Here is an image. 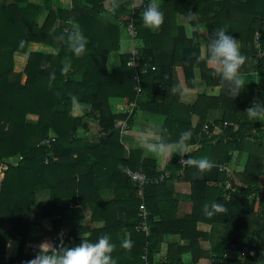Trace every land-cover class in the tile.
I'll return each mask as SVG.
<instances>
[{"label":"trees","instance_id":"1","mask_svg":"<svg viewBox=\"0 0 264 264\" xmlns=\"http://www.w3.org/2000/svg\"><path fill=\"white\" fill-rule=\"evenodd\" d=\"M107 1H111V9L106 7ZM73 2L72 8L65 7L62 0L0 4V159L21 156L18 165H9L0 186V264H26L36 256L26 249L39 252L41 243H48L49 253H54L82 238L96 241L104 234L115 245L111 255L117 264H187V253L192 256L190 264H261L264 125L262 120L250 118L247 109L264 101V0H156L164 21L155 30L145 27L141 18L150 0ZM189 13L195 18L189 20ZM131 17L148 71L142 74L138 107L128 116L129 110L114 112V101L122 99L128 107L136 100L137 70L129 65L130 53H122L120 65L113 70L108 69V61L120 50L122 29ZM73 25L88 41L80 56L67 44ZM219 28L237 39L246 57L239 75H257V82L244 84L237 96L213 65L197 60L203 34L207 49ZM258 33L260 47L256 48ZM19 55H25V60ZM18 61L23 63L20 69ZM65 64L70 65L66 74L62 72ZM197 69L207 85L201 93L197 91ZM184 93L192 96L191 101H181ZM140 110L165 116L161 135L165 142L177 144L181 134L188 132L186 152L189 144L197 146L189 155L176 151L164 168L153 158H143V150L128 148L123 138ZM194 115L199 122L192 128ZM126 119L129 128L121 133L117 122ZM91 120L97 121L95 137L87 136L92 134ZM225 121L237 123L239 129L221 128L214 133L212 123ZM207 124L211 138L205 135L197 142ZM53 136L57 141L52 146L41 143ZM51 153L58 158L46 163ZM186 156L207 157L213 167L201 171L189 166L182 173L179 161ZM219 163L235 165L233 173L220 171ZM127 169L149 176L172 172L166 182L145 189L151 228L148 237L136 230L140 190ZM183 181L191 185L188 198L194 209L179 217L174 194L176 184ZM162 201L166 203L160 213ZM214 202L223 211L205 216L204 204ZM37 215L59 217L53 229H64L63 236L38 239L34 235ZM85 218L88 225L81 222ZM100 222L103 226L94 225ZM218 224L224 227L221 241L204 250L202 242L209 240L211 228ZM169 235H178L185 244L171 243L165 260L154 263ZM18 238L20 247L14 257ZM125 242L131 247H122ZM148 242V260H144ZM233 245L247 250V256L228 258L226 252Z\"/></svg>","mask_w":264,"mask_h":264},{"label":"clouds","instance_id":"2","mask_svg":"<svg viewBox=\"0 0 264 264\" xmlns=\"http://www.w3.org/2000/svg\"><path fill=\"white\" fill-rule=\"evenodd\" d=\"M143 25L149 29H158L164 21V13L160 9L156 0H150L142 12ZM194 14L189 13L188 19H194ZM213 39L208 42L206 52L201 50L197 57L198 61H204L213 65L221 74L224 81L228 82L230 91L237 96L244 87L239 72L241 65L244 64L246 57L241 53L240 46L230 33L224 28L216 29L212 34ZM88 41L78 26L73 25V30L67 34V44L69 50L76 56L84 54ZM69 64H65L62 69L63 73L69 71ZM250 118L264 120V101L254 103L247 109ZM190 133L181 134L180 140L176 144L179 154L186 153L185 141L189 138ZM159 154H167V145L161 142L158 148H154ZM191 161L192 158H189ZM198 167L201 171L213 167L212 161L207 157L198 161ZM223 208L218 203L207 204L203 206V213L207 217H212L215 213L222 212ZM63 236V232L60 234ZM63 243V241H61ZM48 243H41L38 254L26 261V264H117L111 253L115 245L111 242V237L104 234L96 241L82 238L81 242L74 246L59 247L57 252L49 253ZM124 248H130L131 243L122 244Z\"/></svg>","mask_w":264,"mask_h":264},{"label":"crops","instance_id":"3","mask_svg":"<svg viewBox=\"0 0 264 264\" xmlns=\"http://www.w3.org/2000/svg\"><path fill=\"white\" fill-rule=\"evenodd\" d=\"M31 2L34 3H41V0H30ZM66 1H68L69 6L66 4ZM63 4L67 8H72L74 6L73 0H62ZM139 4L140 2L137 1ZM106 7L111 9L112 4L111 1H107ZM108 15V14H106ZM107 17V16H105ZM181 20L184 19V17H180ZM188 26V25H187ZM188 35L191 36V29L188 27ZM202 41H203V46L202 49L205 50L206 52V36L205 33L202 36ZM124 52L121 51H115L110 55V70H113L117 68L120 65V56ZM129 53V52H127ZM19 57H25V55ZM114 57V58H112ZM115 59V60H114ZM112 61L117 63V66L112 65ZM19 62V61H18ZM115 63V64H116ZM112 65V66H111ZM182 77V74L180 75ZM241 79L243 80L244 84H255L257 82V75H241ZM247 77V79H245ZM196 84H197V91L199 93L204 92L207 89L206 82L202 79L201 77V72L199 69L196 70ZM218 91V90H217ZM216 90L214 91L215 93L217 92ZM192 96L189 97L188 93H184L181 97V101L183 103H187L189 100L191 101ZM122 99H116L114 101V112L118 113H126L128 111V107L122 103ZM157 115V116H153ZM165 116H162L160 114L156 113H146L142 110L138 111L136 115L134 116V121L133 124L131 125V128L128 130L126 134H123L124 142L130 149H142L143 150V158H153L158 162L161 168L166 167L167 163L171 159L173 153L178 151L176 148V144H173L169 140H162L161 135L163 134L162 128L165 123ZM119 121V120H118ZM199 122V116L194 115L192 118V128H195ZM98 129V127H96ZM94 127L92 128V134L87 135L88 137H95L94 134L96 131H94ZM191 131V130H190ZM163 142L167 145V154H159L157 151H154V148H158L159 144ZM197 145L194 144H189L187 148L186 154L189 155V152L192 151ZM175 147L177 150L175 151L173 149ZM220 164V163H219ZM231 166V164H229ZM220 170V169H219ZM262 180H260L261 182ZM262 184V182H261ZM191 192V185L189 182H179L175 186V194L174 197L177 198L175 199L178 201L176 203V210L175 213L179 217H185L186 215H190L193 212L194 209V203L191 201L188 196L190 195ZM168 199V198H166ZM168 202V201H167ZM166 201H162V204L160 206L159 212L162 213V208L164 207ZM37 210H40L39 208ZM84 210L87 212L88 208L85 207ZM59 220V217H52V218H47V219H42L39 218L37 215L35 223H34V235L40 239L44 238L46 236H51L54 238H58L61 235V232L64 231V229H59L55 231L54 228V222ZM82 223H85V225L89 224L88 218H85L81 220ZM96 227H101L103 226V223H95L94 224ZM204 228V227H202ZM205 229V228H204ZM224 227L222 225H214L211 228V235L208 241L202 242V246L204 250H210L214 245L219 243L222 239ZM171 243H180V244H185V241L182 240L178 235H169L166 236L161 251L156 253L154 256V263H161L165 260L167 254H168V248ZM20 247V238H18L15 241L14 244V249H13V256L15 257L18 253V249ZM238 249V248H237ZM239 250V249H238ZM246 252V255L248 254L247 250H244ZM26 252L30 254H35L37 255L38 251H33L32 249H26ZM226 256L230 259H244L245 256H241V250L239 251H233V250H227ZM259 257V262L262 263L260 256ZM0 261L2 259L0 258ZM184 261L187 264H190L192 261V256L190 253H187L184 255ZM198 263V262H196Z\"/></svg>","mask_w":264,"mask_h":264},{"label":"built area","instance_id":"4","mask_svg":"<svg viewBox=\"0 0 264 264\" xmlns=\"http://www.w3.org/2000/svg\"><path fill=\"white\" fill-rule=\"evenodd\" d=\"M135 5H136V3H133V5H132L133 9L135 8ZM126 32L128 34L129 41L131 44V49L129 52L130 53L129 65L137 70V72L135 73V77H134L135 90H136L137 98L135 101L131 102L128 106L129 107L128 108V110H129L128 116H131L132 112L138 107V100L142 97V94H143V87L141 86L142 74L147 73L148 63L145 62V57L141 54V51H140L141 41L138 37V30H137V27L135 25V20L133 17H131L128 21ZM260 37H261L260 33H258L256 36V48L260 47V43H259ZM152 69L154 70L155 67L152 66ZM212 126L214 128L213 129L214 133L216 131L219 132L221 128H223V129L233 128L234 130L239 129V125L237 123L229 122V121H225L223 124H218V125L213 122ZM117 127L120 128L121 133H124L129 128L128 120L127 119L126 120H119L117 122ZM253 132L256 134V130H254ZM212 134L213 133L210 129V125L209 124L205 125L204 129L198 135L197 142H200L202 140L203 136H205V135H207V136H209V138H211ZM56 141H57V138L53 136V137L44 138L41 141V143L44 146L50 147ZM57 158L58 157L56 155L51 153L48 155L45 162L49 163L51 159L56 160ZM189 158L190 157L186 156L179 161L181 163V165L183 166V169L181 171L182 173H184L185 168H187L189 166H198L199 160L192 159L190 161ZM20 160H21L20 155L15 156V157H11V158L6 159V160L0 159V186L2 184L4 177H5V171L8 169L9 165L16 166V165H18ZM217 166L220 169V171L225 172L228 175H231L233 173L232 166H230L229 164L220 163ZM127 175L130 178H132L134 181L137 182L139 190H140L141 203H140L139 213H138L139 222L136 226V230L138 232L144 233L148 237L151 235V228H150V225L148 223L149 210H148L146 202H145V189L148 186L159 185V184L166 182L168 179L171 178L172 172L168 171V170H164L158 176H149L148 174L140 172V171H133L131 169H127ZM226 184H227V186H226L227 189H229L230 186H229L228 182H226ZM148 246H149V242L145 246L144 253L142 255V258L144 260H148ZM32 250L35 251L34 249H32ZM230 250L239 251L237 249L236 245H233L232 248H230ZM245 255H246V252L241 251V256L244 257ZM195 264H199V263H195Z\"/></svg>","mask_w":264,"mask_h":264},{"label":"rangeland","instance_id":"5","mask_svg":"<svg viewBox=\"0 0 264 264\" xmlns=\"http://www.w3.org/2000/svg\"><path fill=\"white\" fill-rule=\"evenodd\" d=\"M66 4L69 6V3H68V1H66ZM109 19V16H107V17H105V20H108ZM130 49H131V44H130V41H129V37H128V34H127V32H126V29H122V40H121V48H120V50L119 51H121V52H124V53H127V52H130ZM118 51V52H119ZM23 58H24V60H25V58L26 57H22V60H23ZM112 58H114V57H112ZM115 60V59H114ZM116 62H113L112 61V65H114V66H117V63L115 64ZM22 61H19V63H18V66H17V68L18 69H20L21 67H22ZM108 65H109V70H110V58H109V61H108ZM111 65V66H112ZM241 76V75H240ZM245 79H247V77L245 78ZM122 103H123V101H122ZM115 108H116V106H114ZM153 116H157V115H153ZM91 123H92V126L94 127V131H96L97 129H96V127H97V121L96 122H94L93 120H91ZM262 124L264 125V120H262ZM93 131V132H94ZM173 149L176 151L177 149L175 148V147H173ZM244 163H245V161H244ZM244 165V164H243ZM242 165V166H243ZM234 166V168H235V165H233ZM233 166H232V169H234L233 168ZM238 168H242L241 166L240 167H238ZM260 180H262L261 182H262V184L264 185V176L263 177H261V179ZM38 253V252H37ZM260 259H261V261H262V263H264V252H260Z\"/></svg>","mask_w":264,"mask_h":264},{"label":"water","instance_id":"6","mask_svg":"<svg viewBox=\"0 0 264 264\" xmlns=\"http://www.w3.org/2000/svg\"><path fill=\"white\" fill-rule=\"evenodd\" d=\"M16 2V0H0V4L3 5H11L14 4Z\"/></svg>","mask_w":264,"mask_h":264}]
</instances>
